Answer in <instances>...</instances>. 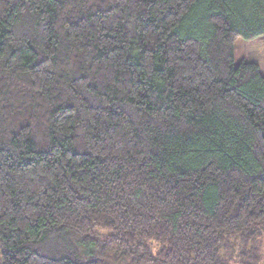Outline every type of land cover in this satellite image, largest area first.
<instances>
[{
	"label": "trees",
	"instance_id": "1",
	"mask_svg": "<svg viewBox=\"0 0 264 264\" xmlns=\"http://www.w3.org/2000/svg\"><path fill=\"white\" fill-rule=\"evenodd\" d=\"M264 0H0V264H262Z\"/></svg>",
	"mask_w": 264,
	"mask_h": 264
},
{
	"label": "rangeland",
	"instance_id": "2",
	"mask_svg": "<svg viewBox=\"0 0 264 264\" xmlns=\"http://www.w3.org/2000/svg\"><path fill=\"white\" fill-rule=\"evenodd\" d=\"M258 64L261 73L264 75V36L248 41L239 38L235 43V63L241 62ZM261 253L264 264V240L261 246Z\"/></svg>",
	"mask_w": 264,
	"mask_h": 264
}]
</instances>
